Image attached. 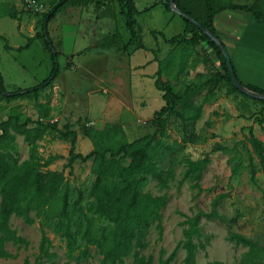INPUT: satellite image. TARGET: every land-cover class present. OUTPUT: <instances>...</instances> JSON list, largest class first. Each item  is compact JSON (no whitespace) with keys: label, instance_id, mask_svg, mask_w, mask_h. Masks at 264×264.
Listing matches in <instances>:
<instances>
[{"label":"rangeland","instance_id":"rangeland-1","mask_svg":"<svg viewBox=\"0 0 264 264\" xmlns=\"http://www.w3.org/2000/svg\"><path fill=\"white\" fill-rule=\"evenodd\" d=\"M4 1L11 0H0ZM42 1L44 11L31 13L18 0H12L20 21L0 17V72L7 91L36 86L50 75L53 55L57 52L59 72L53 87L42 92L38 100L52 106L49 118L59 128L70 123L77 132L75 151L82 154L93 149L92 142L82 132L86 125L100 129L105 123L119 124L127 141L153 133L156 127L153 113L164 105L162 91L153 83L157 70L153 49L160 59L175 49L174 63L169 73L161 77V86L174 83L175 90H181L186 83L224 73L219 58L206 41L200 40L190 47L186 61L181 64V48L164 42L159 34L152 35L151 31L155 30L171 38L184 29V20L167 9L161 0H132L139 11L140 31L139 39L131 44H128L131 36L118 0H69L47 24L50 43L34 37L25 47L29 37L42 31V17L52 6L50 0ZM221 1L251 3L253 0ZM229 87L222 80L214 98L202 104L200 117L193 124L189 122L186 130L179 117L167 115L169 126L166 136L161 138L167 147L159 165L164 170L162 181L148 177L143 188L153 195L167 196L161 211V235L153 225L146 236V247L139 250L149 264H161L168 258L184 238V225L180 223L200 210L208 212L214 208L224 221L201 219V239L207 245L204 250L196 251V264L211 260L237 264L248 247L228 241L229 231L258 237L259 244L264 246V169L247 139L252 128L254 135L264 142V104L240 92H229ZM203 94L195 96L194 102L200 103ZM12 107L34 120L40 117L33 99L1 100L0 121L9 116ZM15 142L16 148L8 149L10 154L6 160L9 162H20L29 156V146L23 136L16 135ZM37 143L40 155L53 158L50 164L41 167L43 171L62 176L57 187L67 186L70 205L77 202L86 206L92 200L90 189L95 179L92 159L85 162L77 159L67 166L69 141L61 139L56 132L47 133ZM204 156L209 158V163L199 180L203 189L199 192L190 178L180 180L186 169L185 159ZM217 195L224 196L214 205ZM31 214L32 223L16 215L10 217V226L28 245L18 247L8 242L6 248L10 255L0 257V264L33 262L43 232L50 238L51 250L58 254L56 262L74 264L77 259L66 254L63 238L51 226L59 215ZM237 215L240 217L231 223ZM100 223L108 224L105 220ZM91 254L80 258V264H98L100 254L93 247ZM184 255L185 251L179 247L167 264H184ZM255 260L264 261V253ZM133 261L132 255L125 258V264Z\"/></svg>","mask_w":264,"mask_h":264},{"label":"trees","instance_id":"trees-1","mask_svg":"<svg viewBox=\"0 0 264 264\" xmlns=\"http://www.w3.org/2000/svg\"><path fill=\"white\" fill-rule=\"evenodd\" d=\"M68 1L50 0L52 6L41 20L42 31L29 37L25 47L34 37H42L46 44L50 43L46 31L47 24ZM173 1L181 11L194 18L217 37L223 46L213 25V16L217 12L224 9H240L251 13L255 19L264 21V0H253L251 3L220 2V0ZM161 2L163 3L162 0ZM118 4L120 13L126 19L131 36L128 44H131L139 39L140 25L137 21L139 11L132 0H118ZM163 4L170 10L167 3ZM1 16H9L20 21L18 11L11 1L0 2ZM182 19L185 25L181 34L165 38L161 32L153 30L151 33L155 37L159 34L164 42L181 48L179 51L181 64L186 61L190 47L193 48L200 40L206 41L219 58L224 73L186 83L181 90H175L174 83L161 86V77L166 72L169 73L174 63L175 49L171 50L164 59H160L156 54L157 50L153 49V60L157 62L153 83L157 90L162 91L164 105L153 113L156 122L153 133L132 141L125 140V131L119 124L105 123L100 129L86 125L82 132L92 142L93 149L86 154L75 151L77 132L71 128L70 123H65L62 129L59 128L57 122L49 118L52 106L38 100L42 92L53 87L54 79L59 72L56 61L57 52L53 55L54 67L50 75L36 86L7 91L0 72V101L33 99L40 115L34 120L17 107H12L9 116L0 121V257L10 255L6 248L8 242L18 247L28 245V241L10 226L9 219L12 215L23 218L26 223H32L34 219L31 213H34L36 217L50 213L59 215L51 226L63 238L66 254L77 259L74 264H80L79 260L82 257L92 256V247L101 256L98 264H125V258L131 255L134 259L133 264H149V261L139 254V250L146 247V236L153 225L157 228L159 236L161 235V211L167 196L166 194L153 195L143 191V188L147 185L148 177L162 181L164 170L159 165L163 161L167 147L161 138L166 136L169 126L167 115L175 114L179 117L186 130L189 122L193 124L200 117L202 104L214 98L215 89L220 86L222 80L230 85L229 92H239L232 84L224 56L216 44L195 24ZM243 85L254 92L264 93L255 86ZM200 93H204L203 100L200 103L194 102L193 98ZM252 99L264 104L263 100ZM51 132H56L61 139L69 141L67 166L70 167L77 159L83 162L89 159L93 161L92 170L95 179L90 189L92 200L86 206H81L77 202L73 206L70 205L67 186L63 184L57 187L62 182V176L49 174L41 168L50 164L53 158H45L38 153L37 141ZM16 135L23 136L28 144L29 156L20 162L17 160L9 162L6 156L10 154L8 149L16 148ZM247 139L264 169V142L254 135L252 128L249 130ZM184 162L186 169L180 182L190 178L194 181L193 186L198 188L199 192L202 191L199 180L209 163V158L204 156L195 160L185 159ZM223 196H215L213 204L215 205ZM239 217L240 215L234 217L231 223ZM202 218L224 221L223 216L214 208L208 212L200 210L191 216H186L180 223L184 225L182 230L184 238L161 264H167L175 256L179 247L185 251L184 264H196V251L204 250L207 245L201 239ZM101 220L107 221L108 224H101ZM226 239L236 245L248 247L237 264H264V261L255 260L260 253H264V246L259 244L258 237H248L229 231ZM57 257L58 254L51 250L50 238L43 232L33 262L25 260L23 264H58ZM207 264L224 263L211 260Z\"/></svg>","mask_w":264,"mask_h":264},{"label":"crops","instance_id":"crops-1","mask_svg":"<svg viewBox=\"0 0 264 264\" xmlns=\"http://www.w3.org/2000/svg\"><path fill=\"white\" fill-rule=\"evenodd\" d=\"M213 25L238 79L264 91V21L244 10L224 9L213 16Z\"/></svg>","mask_w":264,"mask_h":264},{"label":"water","instance_id":"water-1","mask_svg":"<svg viewBox=\"0 0 264 264\" xmlns=\"http://www.w3.org/2000/svg\"><path fill=\"white\" fill-rule=\"evenodd\" d=\"M163 3H167L170 10L173 11L174 13H176L177 15H179L180 17L186 19L187 21L192 22L193 24L196 25L197 28H199L201 30V32H203L204 34H206L215 44L216 46L219 48V50L221 51V53L224 56L225 62H226V66L227 69L229 71L231 80H232V84L233 86L240 92L243 93L245 95H248L254 99H259V100H263L264 101V93H258V92H254L252 90H249L247 87H245L240 80L238 79L232 63H231V59L230 56L225 48V46L222 45V43L220 42V40L215 37L213 34H211L203 25H201L198 21H196L194 18H192L191 16H189L188 14H186L185 12L181 11L177 5L174 3L173 0H162Z\"/></svg>","mask_w":264,"mask_h":264},{"label":"built area","instance_id":"built-area-1","mask_svg":"<svg viewBox=\"0 0 264 264\" xmlns=\"http://www.w3.org/2000/svg\"><path fill=\"white\" fill-rule=\"evenodd\" d=\"M23 7L31 13H39L44 11L45 4L42 0H18Z\"/></svg>","mask_w":264,"mask_h":264}]
</instances>
